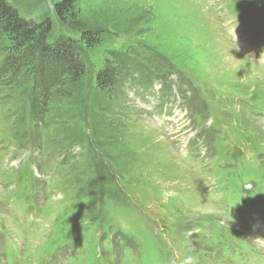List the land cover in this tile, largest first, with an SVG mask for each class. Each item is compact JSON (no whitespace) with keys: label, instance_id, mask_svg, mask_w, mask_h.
Here are the masks:
<instances>
[{"label":"rangeland","instance_id":"1","mask_svg":"<svg viewBox=\"0 0 264 264\" xmlns=\"http://www.w3.org/2000/svg\"><path fill=\"white\" fill-rule=\"evenodd\" d=\"M76 3L105 29L81 86L0 85V264H264V0ZM112 47L173 74L104 98Z\"/></svg>","mask_w":264,"mask_h":264},{"label":"trees","instance_id":"2","mask_svg":"<svg viewBox=\"0 0 264 264\" xmlns=\"http://www.w3.org/2000/svg\"><path fill=\"white\" fill-rule=\"evenodd\" d=\"M46 2L47 0H0V37L9 42L8 54L0 67L1 86H9L16 82L14 76L21 77L20 70H23V74L30 69L46 72L51 67L47 66L49 62L53 66L46 73L57 77L58 81L52 82L40 77L48 95H52V90H48L50 84L58 88L56 92H64L63 95L68 93V87L81 86L80 82L87 70L86 48L100 46L105 37V29L100 24L81 20L76 11V0H57L49 7H46ZM37 12L40 13V17L32 18ZM108 53L111 62L108 61L100 67L96 75V91L104 95V98H114L119 87L126 88L127 81L132 82L130 86L140 87L144 93L147 85L151 86L152 91L154 83L160 80L159 78L164 75L167 78L173 74L170 68H165L166 72L164 69L149 71L145 66L148 60L144 59L145 64L140 61L143 58L142 53L131 47L129 49L112 47ZM34 62L37 68L32 67ZM10 64L13 66L11 72L7 69ZM39 80L38 78L36 82ZM183 86L184 83H180L179 90L185 98ZM171 87L172 85H169L168 89L160 94L163 99L168 97L165 102L170 101ZM251 194L243 195L250 203L248 215L258 218L254 208L256 204L252 202L258 195ZM20 203L27 204L23 207V215L26 217L27 214L38 213V207L33 200L31 203L23 200ZM225 255L226 253L219 252L221 258Z\"/></svg>","mask_w":264,"mask_h":264},{"label":"clouds","instance_id":"3","mask_svg":"<svg viewBox=\"0 0 264 264\" xmlns=\"http://www.w3.org/2000/svg\"><path fill=\"white\" fill-rule=\"evenodd\" d=\"M185 264H193V258L189 257L186 261Z\"/></svg>","mask_w":264,"mask_h":264},{"label":"water","instance_id":"4","mask_svg":"<svg viewBox=\"0 0 264 264\" xmlns=\"http://www.w3.org/2000/svg\"><path fill=\"white\" fill-rule=\"evenodd\" d=\"M250 188H251L250 185H247V186H245L244 191L248 192L250 190Z\"/></svg>","mask_w":264,"mask_h":264}]
</instances>
